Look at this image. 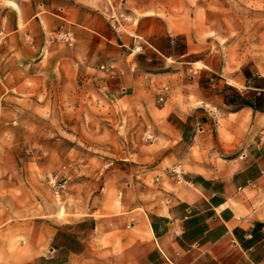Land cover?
<instances>
[{
    "label": "rangeland",
    "instance_id": "obj_1",
    "mask_svg": "<svg viewBox=\"0 0 264 264\" xmlns=\"http://www.w3.org/2000/svg\"><path fill=\"white\" fill-rule=\"evenodd\" d=\"M74 3L96 14L105 34L120 32L139 41L132 53L161 41L163 48L188 55L166 60V75H146L154 80L153 92L133 93L129 85L135 79L123 68H136L134 56L103 66L88 34L98 35L84 28L82 15L81 24H71L76 37L46 26L36 41L21 21L17 32L8 30L6 7L0 4V206L11 210L12 220L0 229V264H22L44 251L51 233L39 222L85 217L89 207L106 204V185L127 181L132 205L151 208L177 196L183 174L198 170V164L224 163L216 145L231 149L236 134L229 122H237L231 115L225 120L227 108H212L223 115L218 137L213 127L185 144L166 115L173 103L203 106L201 93L218 99L225 82L242 86L238 78L264 76V0ZM73 8L42 11L71 20ZM172 38L178 39L173 45ZM119 68L126 84L116 87L109 78ZM55 180L66 182L59 196ZM111 196L108 208L119 211L124 195ZM112 252H119L117 242Z\"/></svg>",
    "mask_w": 264,
    "mask_h": 264
},
{
    "label": "crops",
    "instance_id": "obj_2",
    "mask_svg": "<svg viewBox=\"0 0 264 264\" xmlns=\"http://www.w3.org/2000/svg\"><path fill=\"white\" fill-rule=\"evenodd\" d=\"M1 2L6 7L8 30L17 32L21 21L28 29L27 35L36 41L43 37L46 26L76 37L78 29L71 24H81L77 18L82 15L87 24L84 28L98 35L88 34L103 66L134 56L136 68H123L127 76L135 79L129 85L133 93L141 88L153 92L154 80L146 79V75H166V60L188 55L175 48H163L161 41L147 43L148 47L132 53L139 41L120 32L107 35L104 28L100 31L96 14L77 9L74 0H6V5ZM70 6L77 10L69 16L71 20L56 19L42 11ZM177 41L172 38L170 43ZM121 69L112 70L109 78L116 87L126 84ZM257 79L238 78L242 86L225 82L218 99L201 93L203 106L181 107L173 103L166 115L179 143L185 144L213 127L218 137V117L223 115L212 108H227L225 120H230L231 115L237 122H229L230 132L236 134L231 149L216 145L226 159L224 163L215 167L198 164V170L183 174L184 184L177 196H169L164 204L151 208L146 204L132 205V184L127 181L106 185L103 190L110 194L106 204L89 207L85 217L62 223L40 221L51 233L46 249L22 264H264V76L258 75ZM242 122L245 129L239 127ZM112 194L113 198L124 195L119 211L108 208ZM10 214L11 210L0 206V229L12 223ZM116 242L119 252L113 253Z\"/></svg>",
    "mask_w": 264,
    "mask_h": 264
},
{
    "label": "built area",
    "instance_id": "obj_3",
    "mask_svg": "<svg viewBox=\"0 0 264 264\" xmlns=\"http://www.w3.org/2000/svg\"><path fill=\"white\" fill-rule=\"evenodd\" d=\"M199 131H202V129H199ZM53 191L54 194L59 196L63 191L66 189V182L64 181H53Z\"/></svg>",
    "mask_w": 264,
    "mask_h": 264
}]
</instances>
